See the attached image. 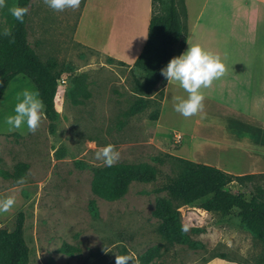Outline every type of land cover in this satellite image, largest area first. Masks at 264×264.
Here are the masks:
<instances>
[{"label":"rangeland","instance_id":"1","mask_svg":"<svg viewBox=\"0 0 264 264\" xmlns=\"http://www.w3.org/2000/svg\"><path fill=\"white\" fill-rule=\"evenodd\" d=\"M177 1L181 10L180 0ZM201 1L183 0L190 17ZM206 1L205 12L243 16L251 10V0ZM12 2L5 0V6L0 8V28L8 27L6 18ZM156 5L158 12L160 2ZM35 18L32 12L27 16L28 43L40 61H56L55 72L64 81L54 100L58 120L53 132L44 117L34 133L24 129L0 138V193L9 190L10 196L17 199L16 207L5 213L11 216L0 219V229L12 230L15 215L24 213L23 239L29 250L28 264H85L95 253L115 263V255L121 248L136 259L153 247H158L160 256L151 264H264V243L238 219L200 210L205 200L180 206L170 217L173 224L186 228L187 235L200 246L191 249L165 243L158 233L160 221L152 212L156 201L166 197L157 190L176 175L169 152L179 144L174 143L170 129L161 135L155 121L150 119L158 111L162 85L150 98H145L147 106L141 113L129 115L130 107L141 98L135 91V83L143 82V73L79 44L63 27L52 28V33H40ZM240 22L241 36L250 35L245 20L241 18ZM142 36L108 35L103 49L119 53L123 62L130 64ZM100 38L103 44L106 35L100 34ZM240 53L247 59L251 51L241 45ZM78 75L86 76L90 97L80 98L81 103L74 105L67 94L71 79ZM256 77L255 93L261 98L264 64L257 65ZM25 88L36 91L29 79L18 76L5 91L0 102V130L7 131L2 121L13 114L17 93ZM261 109L251 110V114L264 120V105ZM169 113L166 103L161 124L168 125ZM177 123L182 127L184 120ZM252 136L264 148V131L262 135L259 131L251 132ZM107 144L115 145L120 153L115 164H149L157 170L156 180L131 183L126 194L115 201L93 195L90 189L93 171L104 167L102 161L95 160L94 153ZM19 163L27 165L19 180L3 175H12ZM259 175L262 176L251 183H231L228 188L246 193L256 186L264 188V173ZM65 245L75 252H62L60 249ZM217 255H224L226 260L212 259Z\"/></svg>","mask_w":264,"mask_h":264},{"label":"crops","instance_id":"2","mask_svg":"<svg viewBox=\"0 0 264 264\" xmlns=\"http://www.w3.org/2000/svg\"><path fill=\"white\" fill-rule=\"evenodd\" d=\"M263 4L264 0H251V10L243 16L233 12H205L206 0L201 1L192 17L185 8L184 13L179 11L181 23L187 26L186 42L181 54L189 46L198 44L219 56L225 72L213 80L211 86L200 89L204 97L203 107L187 118L174 110L177 97L187 98V93L179 83L166 81L161 87L162 100L155 121L157 131L165 135L163 131L170 129L173 136H181L177 148L169 152L171 156L207 165L234 176L264 173V148H260L263 145L255 141V136L251 137V132L259 131L262 135L264 131V120L251 114V110L262 111L264 105V97L258 98L255 93L257 65L264 64ZM31 12L36 17L40 33H52V28L63 27L65 33L73 34L79 44L129 66H133L146 43L152 15L151 0H80L78 8L63 11L48 8L44 0H30L27 16ZM241 18L245 20L250 32L246 37L240 34ZM25 29L28 41L27 17ZM100 34L102 37L106 35L103 44L101 38L99 40ZM112 34L143 35L135 47L130 64L123 62L119 53L103 49L108 35ZM241 45L251 51L247 59L241 57ZM166 103L170 109L168 125L161 124ZM180 120H184L182 127L177 123ZM9 134L11 132L0 130V138ZM10 195L9 190L0 193V199ZM15 201L17 203V199ZM5 216L11 215L0 213V219Z\"/></svg>","mask_w":264,"mask_h":264},{"label":"trees","instance_id":"3","mask_svg":"<svg viewBox=\"0 0 264 264\" xmlns=\"http://www.w3.org/2000/svg\"><path fill=\"white\" fill-rule=\"evenodd\" d=\"M157 1L160 2L158 12ZM29 4L30 0H13L11 6L28 8ZM180 4L181 10L177 0H151L152 15L148 24L147 40L132 66L144 75L143 82L135 83V91L141 98L130 107L129 115L141 113L145 109L147 106L145 98H150V94L167 81L161 75V69L172 58L181 54L186 42L187 26L179 19V11L184 13L183 0H180ZM26 17L27 13L24 22L20 23L9 12L6 18L8 27L0 28V33L4 30L9 33L8 36L0 35V100L13 78L21 75L29 79L45 105V118L49 121V130L53 132L58 120L54 100L62 77L55 72L56 61L54 59L40 61L28 43ZM85 83V75L71 79L67 95L74 105L81 103L80 98L90 97ZM161 100L162 91L159 105ZM158 111L150 115L152 121L157 120ZM170 158L176 168V175L157 190L164 192L166 197L156 201L152 212V216L160 221L158 233L168 246L185 245L191 249L200 246L182 231L181 226L173 224L170 217L180 206L192 205L201 200L205 201L200 205V210L207 213L217 212L224 218L238 219L243 227L253 232L256 238L264 243V188L256 186L248 193L234 192L228 188L231 183L246 185L262 175L234 176L207 165L173 156ZM26 170L27 165L19 163L12 175L8 173L3 175L19 180ZM156 177V168L149 164H114L112 167L104 166L93 171L90 189L98 198L115 201L126 194L131 183H151ZM23 226L24 213L20 211L15 215L12 230L0 229V264H28L29 250L23 239ZM60 250L66 254L75 252L66 245ZM118 255H128L127 250L121 248ZM159 256L158 247H153L136 259L131 257L129 264H151ZM212 259L226 260L224 255H217ZM85 264L115 263H110L101 253H95Z\"/></svg>","mask_w":264,"mask_h":264},{"label":"clouds","instance_id":"4","mask_svg":"<svg viewBox=\"0 0 264 264\" xmlns=\"http://www.w3.org/2000/svg\"><path fill=\"white\" fill-rule=\"evenodd\" d=\"M48 8L54 11L76 9L80 0H44ZM5 6V0H0V8ZM11 16L23 23L27 7L13 6L8 9ZM0 35L8 36L7 30ZM225 72V66L219 56L204 50L198 44L189 46L181 55L172 58L161 69V75L167 81H175L187 93V98L177 97L174 110L187 118L202 109L204 99L200 89L211 86L213 80L220 78ZM17 102L13 107V114L4 117L2 123L7 126L8 132L22 131L34 133L45 117V105L35 90L25 88L17 93ZM95 160L102 161L106 167H112L120 158V153L115 145L107 144L98 148L94 153ZM15 197L7 196L0 199V213H6L15 205ZM182 231H187L182 228ZM129 255H115V264H129Z\"/></svg>","mask_w":264,"mask_h":264},{"label":"built area","instance_id":"5","mask_svg":"<svg viewBox=\"0 0 264 264\" xmlns=\"http://www.w3.org/2000/svg\"><path fill=\"white\" fill-rule=\"evenodd\" d=\"M61 83L64 84V81L62 80ZM173 139L175 144H179L181 142V136L179 134H176Z\"/></svg>","mask_w":264,"mask_h":264},{"label":"bare ground","instance_id":"6","mask_svg":"<svg viewBox=\"0 0 264 264\" xmlns=\"http://www.w3.org/2000/svg\"><path fill=\"white\" fill-rule=\"evenodd\" d=\"M6 107V106H5ZM2 109V108H1ZM13 109V108H12Z\"/></svg>","mask_w":264,"mask_h":264}]
</instances>
